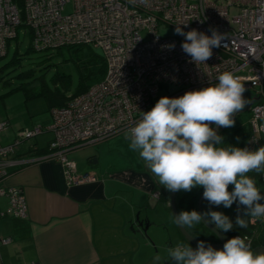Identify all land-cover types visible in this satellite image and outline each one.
Masks as SVG:
<instances>
[{"label": "built area", "instance_id": "2783aa9c", "mask_svg": "<svg viewBox=\"0 0 264 264\" xmlns=\"http://www.w3.org/2000/svg\"><path fill=\"white\" fill-rule=\"evenodd\" d=\"M68 3L73 9L64 13ZM22 25L39 51L79 45L100 48L106 71L66 105L53 108L48 126L33 125L18 131L11 143H0V196L9 201L0 217H27L22 189L6 184L10 169L30 161L16 156L24 141L50 131L47 151L36 160L60 162L69 185L94 182L93 174L77 172L76 163L68 158L70 151L128 132L140 112L155 105L161 89L197 90L218 83L217 76L224 71L241 76L246 90L254 92L249 107L252 133L245 147L255 150L264 142V0H22L21 11L14 0H0V58ZM178 25L185 32L196 29L209 36L215 29L225 39L221 47L213 48L206 64L197 65L181 48L185 37L160 33L161 26ZM142 32L148 34L147 40ZM173 43L174 48L166 47ZM8 125L0 121V134ZM153 195L158 197L159 192ZM245 236L252 247V237H241ZM10 241L4 237L0 244Z\"/></svg>", "mask_w": 264, "mask_h": 264}, {"label": "crops", "instance_id": "0c3cea01", "mask_svg": "<svg viewBox=\"0 0 264 264\" xmlns=\"http://www.w3.org/2000/svg\"><path fill=\"white\" fill-rule=\"evenodd\" d=\"M253 97L251 91L244 112ZM241 114L236 113L233 119ZM235 123L228 132L238 126ZM13 128L11 140L28 127ZM126 133L68 153L79 174L91 173L96 177L94 182L78 185L67 184L60 162L36 160L47 151L50 131L16 148L17 158L30 161L10 169L6 184L22 189L28 213L25 218L0 217V239H11L0 244V264H153L155 255L162 257L159 264L173 263L167 249L178 245L183 232L172 222L171 197L174 194L179 214L180 191L170 192L161 186L140 158L115 151L124 143L126 138L122 135ZM224 143L221 146L229 145ZM154 192H159L158 197ZM8 204V199L0 196V212H5ZM198 206L201 214L220 211L231 218L233 212L232 206L210 205L203 196ZM161 225L165 232L158 230ZM259 225L257 230H264V222ZM206 226L214 235L212 241L205 243L220 246L232 238L214 224ZM262 247L253 251L262 252Z\"/></svg>", "mask_w": 264, "mask_h": 264}, {"label": "clouds", "instance_id": "9594fccd", "mask_svg": "<svg viewBox=\"0 0 264 264\" xmlns=\"http://www.w3.org/2000/svg\"><path fill=\"white\" fill-rule=\"evenodd\" d=\"M187 26V24H184ZM211 36L191 29L187 32L179 25L175 34L185 37L181 48L197 65L213 55V48L221 47L224 35L210 29ZM169 49L174 43L167 45ZM218 83L185 92L182 96H162L125 135L129 148L138 153L157 182L170 192L203 188V198L210 205L230 208L237 202L235 226L248 227V220L264 218V195L249 173L264 175V146L255 150L248 147L224 145V138L216 128L235 124L234 115L242 111L249 101L244 97L245 82L239 75L224 71L217 76ZM215 125L213 128L211 125ZM234 189L229 191V186ZM173 214V213H172ZM172 222L181 228H193L203 222L228 232L234 225L220 211L196 210L173 214ZM167 256L175 264H264V252H254L248 238L240 235L228 239L222 249L199 241L195 249L178 244L167 249ZM162 257L155 255L153 264Z\"/></svg>", "mask_w": 264, "mask_h": 264}, {"label": "rangeland", "instance_id": "374dc122", "mask_svg": "<svg viewBox=\"0 0 264 264\" xmlns=\"http://www.w3.org/2000/svg\"><path fill=\"white\" fill-rule=\"evenodd\" d=\"M72 9L73 5L68 3L64 8V13H68ZM235 13V9L231 10L232 15ZM160 33L164 35H177L175 34L174 28L165 26L160 27ZM142 37L147 40L149 36L146 32H142ZM30 46L31 36L27 30L21 27L18 29V37L10 40L6 56L0 59V67H4L8 64L3 71H0V121H9L8 128L0 134V138L3 142L1 144H7L13 141L10 138L12 137L11 132L15 126L17 128H30L33 125L46 126L51 122V113L50 111H47L45 102L42 98H37L27 102L24 100L22 92L17 90V88H19L23 83H26L27 86H30L31 82L32 85H37L39 80L43 78L50 86H54V83L56 86H61V82L56 76L58 74H63L67 75L69 78L67 94L71 95L76 92L77 87L81 82H83V73L88 74L87 81H94L101 75V64L99 62L92 61L94 56L102 55V50L100 48L84 46L78 50H76L77 48L71 50L63 49L61 53L58 54L55 50L33 52L30 51ZM16 48H18L19 51L17 55H15ZM91 49L94 53H91ZM14 56L21 58V60L14 63ZM47 66L49 67L47 68ZM32 70L34 71V74L29 76V73H32ZM53 79L57 80V83L55 81L53 83ZM187 91L180 90L176 87L161 89L157 94L156 102L162 96L175 98L182 96ZM250 95L251 91L246 90L244 97L249 101V103ZM249 103L242 111H240L242 114L238 116L237 119L238 128H241L248 118L249 112L244 111ZM125 135L126 134L122 136ZM33 138L24 141L23 144H28L33 140ZM119 145V148L117 147L115 151H119L120 154L126 155L130 158H140L137 152L130 150L129 141L127 139H125L124 143ZM260 146H264V142H262ZM260 146H257L256 148ZM18 147L20 146H17V149ZM158 230L165 232L162 225L158 227ZM179 231L181 232L180 228ZM182 236L179 235L180 239L176 243L191 246L183 233ZM161 243L165 244V240L162 239ZM172 264H175V262L173 261Z\"/></svg>", "mask_w": 264, "mask_h": 264}, {"label": "trees", "instance_id": "16d2710c", "mask_svg": "<svg viewBox=\"0 0 264 264\" xmlns=\"http://www.w3.org/2000/svg\"><path fill=\"white\" fill-rule=\"evenodd\" d=\"M14 1L16 3V6L18 7V9L21 11L22 0H14ZM22 27L25 29L24 25H22ZM20 28H21V26H20ZM25 30H27V32L31 36V32L28 29H25ZM8 46H9V44H8ZM85 46L92 48V46H89V45H85ZM82 47H84V46L83 45L67 46V47H62V48H57V49H46V50H40L39 51V50L34 49L32 47V44H31L30 51L46 52V51H50V50H55L58 54H60L63 49L71 50V49L77 48L76 50H78V49H81ZM18 53H19L18 48H16L15 55H17ZM91 53H94V51L92 50ZM102 55L94 56L92 59L93 62H99L101 64V69H100L101 75H100V77L94 81H87L88 80V74L83 73L82 74L83 82H81L80 85L77 87L76 92L71 94V95L67 94L68 85H69V78L67 75H63V74H61V75L58 74L56 76L57 78H59V80L61 82L60 83L61 86H56L54 81L56 82L57 80H55V79H53V83H54L53 85L54 86H50L42 78L39 80L37 85H32V82H31L30 86H27L26 83H23L19 88H17V90L22 92L24 100L26 102L30 101V100L37 99V98H42L45 102L47 111H51L55 107L64 106L67 104L69 99H71L72 97H74L75 95H77L81 92H84L93 82H95V81H97L103 77V75L105 74V71H106V63H105L104 56H102ZM14 60H15L14 61V63H15L16 61L17 62L20 61L21 58H17L16 56H14ZM6 66L0 67V71H3L6 68ZM48 67L49 66H47V68ZM33 74H34V71L32 70V73L30 72L29 76H32ZM249 107L246 110L247 112H249L248 113L249 117L247 118V120L245 121V123L242 125L241 128H238V126H236L235 129L228 132L231 128V127H228V128H221L218 131V134L224 138V142H227L229 145L237 146V147H241V148L246 146V143L248 142V140L251 136V133H252L251 127L249 124V119H250V115H251ZM234 120H235V122H237V118ZM248 175H250L252 178H254L256 180L257 187L260 188L262 195H264V182H262V175L256 174L255 172L249 173ZM233 189H234V185H230L229 191H232ZM202 196H203V188L202 187L193 188L190 192H186V191L181 190L180 196H179V206L182 209V211L196 210V211L200 212L198 202H199L200 198H202ZM262 201H264V200H262ZM262 201H260V202H262ZM232 207H233V212H232L230 220L233 222L234 227L232 230H230L226 233L230 237H234V236H238V235H240V236L250 235L252 237V248L253 249L254 248H260V247L264 246V234H261V232L264 230H260V229H259V231L257 230L258 226H260L259 224L262 223V221H260L258 219L253 221L251 218H246L248 220V227L247 228H240L238 226H235V219H236L237 215L243 214V206H241L239 213H238V209H237V202H234ZM187 229H188L187 231L189 233H191L192 236H194V238L197 240L210 242L213 239L212 237H213L214 233L211 232L210 230H208L206 224H204L203 222H201L200 224L196 225L193 228H187ZM193 248L195 249L196 247H193Z\"/></svg>", "mask_w": 264, "mask_h": 264}, {"label": "water", "instance_id": "95a60500", "mask_svg": "<svg viewBox=\"0 0 264 264\" xmlns=\"http://www.w3.org/2000/svg\"><path fill=\"white\" fill-rule=\"evenodd\" d=\"M216 131L218 132L219 129L216 128ZM171 207H172V212H173V214H178L177 211H176L175 203H174V194H173L172 197H171ZM179 228H180V230L183 232L184 236L186 237V239L188 240V242L191 244V246H192V247H196V246H197V243H198L200 240H197V239H195L194 237H192L191 235H189V234L185 231L184 228H181L180 226H179ZM222 242H223V241H222ZM205 245L207 246V245H209V244H208V243H205ZM210 245H211L213 248H215V249H222L224 244H222V245H220V246H218V245H213V244H210ZM193 249H194V248H193ZM262 249H264V247H262ZM262 252H264V251H262Z\"/></svg>", "mask_w": 264, "mask_h": 264}, {"label": "flooded vegetation", "instance_id": "af4514ba", "mask_svg": "<svg viewBox=\"0 0 264 264\" xmlns=\"http://www.w3.org/2000/svg\"><path fill=\"white\" fill-rule=\"evenodd\" d=\"M248 117H249V116H248ZM221 128H223V127H221ZM221 128H218V129L220 130Z\"/></svg>", "mask_w": 264, "mask_h": 264}]
</instances>
